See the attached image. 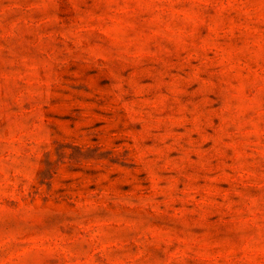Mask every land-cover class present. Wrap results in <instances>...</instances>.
Masks as SVG:
<instances>
[{
  "label": "rangeland",
  "instance_id": "1",
  "mask_svg": "<svg viewBox=\"0 0 264 264\" xmlns=\"http://www.w3.org/2000/svg\"><path fill=\"white\" fill-rule=\"evenodd\" d=\"M0 264H264V0H0Z\"/></svg>",
  "mask_w": 264,
  "mask_h": 264
}]
</instances>
